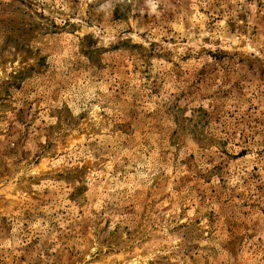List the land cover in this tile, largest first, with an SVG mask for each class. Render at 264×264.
I'll use <instances>...</instances> for the list:
<instances>
[{"label": "rangeland", "instance_id": "rangeland-1", "mask_svg": "<svg viewBox=\"0 0 264 264\" xmlns=\"http://www.w3.org/2000/svg\"><path fill=\"white\" fill-rule=\"evenodd\" d=\"M0 264H264V0H0Z\"/></svg>", "mask_w": 264, "mask_h": 264}]
</instances>
